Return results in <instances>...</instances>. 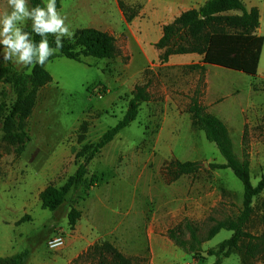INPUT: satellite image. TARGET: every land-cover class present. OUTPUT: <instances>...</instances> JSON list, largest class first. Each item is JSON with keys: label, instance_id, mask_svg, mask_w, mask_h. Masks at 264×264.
<instances>
[{"label": "rangeland", "instance_id": "rangeland-1", "mask_svg": "<svg viewBox=\"0 0 264 264\" xmlns=\"http://www.w3.org/2000/svg\"><path fill=\"white\" fill-rule=\"evenodd\" d=\"M120 1L129 15L137 12L131 22L119 7ZM159 1L61 0L58 11L75 34L84 28L108 32L115 38L119 54L108 60L89 57L80 63L59 57L48 62L46 69L53 81L38 92L33 113L25 122L29 141L21 149L4 129L15 97L0 83V257L28 251L27 264H91L77 259L96 243L107 241L136 264H148L146 234L151 227L168 237L170 230L190 222L205 240L218 222L238 217L243 185L231 170L211 168L225 161L216 145L192 127L188 107L198 96L226 124L235 154L240 161H249L252 182L257 185L264 171V50L259 76L209 66L208 97L202 74L191 71L190 66L166 68L160 52L147 41L145 25L152 19L143 11ZM206 1L184 3L181 8H198ZM243 1L262 10L264 33V0ZM5 11H10L7 0H0V14ZM170 20L166 17L162 22ZM22 26L31 27V21ZM1 63L14 71H31L5 62L2 46ZM144 85H148L150 102L142 105L137 120L88 166V178L93 174L100 177L98 187L87 194L70 193L55 212L44 210L40 193L50 184L63 186L74 175L80 163L76 154L123 119L135 88ZM102 86L107 95L101 96ZM83 124L87 134L79 143ZM172 160L198 162L201 168L195 175L168 182L163 168ZM263 199L264 191L254 200V215L246 228L256 236L263 232ZM73 206L82 217L71 230L68 214ZM127 230L134 231L130 243H124ZM57 231L64 234L65 245L52 251L48 242ZM176 233L190 240L187 230ZM231 237L232 232L222 230L204 242L199 260L215 263L208 250ZM224 264L242 263L233 255ZM243 264H264V253Z\"/></svg>", "mask_w": 264, "mask_h": 264}, {"label": "trees", "instance_id": "trees-1", "mask_svg": "<svg viewBox=\"0 0 264 264\" xmlns=\"http://www.w3.org/2000/svg\"><path fill=\"white\" fill-rule=\"evenodd\" d=\"M29 4L44 6L43 0H29ZM119 6L128 22L137 17V12L128 14L122 1L119 2ZM57 9H61V0H57ZM260 25L261 13L258 7L248 8L243 0H207L200 7L183 12L171 23L165 25L163 35L155 47L160 52L159 59L163 64L175 55L201 56L202 64L191 65L190 70L199 72L203 77H205L206 66H217L256 76L264 47V38L257 34ZM24 30L31 32V27ZM32 35L33 39L39 42L40 37L34 33ZM53 41H50V44L55 47ZM63 44V48L48 62L59 57L80 63L89 57L108 60L119 54L115 38L110 33L96 28L81 29L75 34L74 42L63 41ZM29 68H31L30 73H24L14 71L4 63L0 64V83L7 86L11 95L15 97V102L8 116L5 117L4 129L12 143L18 144L20 149L29 141L25 122L33 113L38 92L53 81L46 65ZM102 87L101 96L107 95L105 87ZM150 100L148 85L135 88L123 119L105 132L95 144H85L76 154V159L80 163L74 175L69 177L63 186L56 187L50 184L40 193L44 210L55 212L67 202V196L70 193L74 195L83 191L87 194L98 187L100 177L93 174L88 178V166L123 129L137 120L142 105ZM188 113L191 116L192 127L203 132L206 139L216 145L225 161L224 164H212L211 168L231 170L242 183L243 204L236 220L218 222L209 231L205 240L200 239L198 230L190 222L170 230L168 237L186 253L199 260L204 242L211 241L222 230L230 231L231 238L223 241L216 248L208 250L207 253L216 258L214 264H223L225 259L233 255H238L243 264L247 259L256 258L264 253V199L260 205L262 234L256 236L246 230L254 215V200L264 191V171L257 185H254L250 163L248 160L240 161L235 154L229 128L201 104L198 96L192 98ZM85 126L86 124H83L80 127L79 143L84 141L87 134ZM200 168L198 162L172 160L164 166L163 174L168 182H175L181 177L195 175ZM81 217L82 212L74 206L71 207L68 214L71 230H74ZM183 230L190 233V240H184L180 233H176ZM29 259L30 253L26 251L0 257V264H27ZM80 260L89 261L91 264H136L107 241L93 245L78 257L77 261Z\"/></svg>", "mask_w": 264, "mask_h": 264}, {"label": "clouds", "instance_id": "clouds-1", "mask_svg": "<svg viewBox=\"0 0 264 264\" xmlns=\"http://www.w3.org/2000/svg\"><path fill=\"white\" fill-rule=\"evenodd\" d=\"M7 5L10 11L0 14V46L5 62L44 67L63 48L65 38L74 42L75 33L58 11L57 0H45L44 6H30L29 0H7ZM27 21H31V32L22 26ZM33 33L40 37L39 42L33 39ZM49 36L54 37L55 47Z\"/></svg>", "mask_w": 264, "mask_h": 264}, {"label": "crops", "instance_id": "crops-1", "mask_svg": "<svg viewBox=\"0 0 264 264\" xmlns=\"http://www.w3.org/2000/svg\"><path fill=\"white\" fill-rule=\"evenodd\" d=\"M197 0H160L156 4H151L144 8L143 13L148 14V16L152 19L149 23L145 25V30L147 31V41L151 44H157L163 35V27L169 23H171L175 18L180 16L183 12L192 9L189 8H181L182 5L188 4L190 6L191 2H196ZM246 4V3H245ZM248 8L251 7H258L254 3L246 4ZM120 7V6H119ZM196 8V7H195ZM259 8V7H258ZM261 13V25L257 31L258 36L264 38V33L262 30V10L259 8ZM166 17L171 18L170 21L162 22ZM153 36V40H152ZM143 49V46H141ZM264 50V47H263ZM180 55H175L170 57L169 61L163 66L166 68L172 67H184V66H191L195 64H202V57L195 54H188V55H181V56H189L187 59H180L177 58ZM201 57V58H200ZM262 58H263V51L258 67L257 76L261 74L262 68ZM176 59V60H175ZM209 66H206L205 78L206 83L208 86L207 89V96L209 97V81L207 78ZM214 102L213 104H215ZM147 241L150 247V254L148 256V264H214L207 258L204 260H196L193 255L186 253L183 249L178 247L169 237L156 234L154 228H150L146 234ZM125 242L130 243L134 238V231H126L125 235ZM126 255V254H125ZM127 256V255H126ZM224 264V263H223Z\"/></svg>", "mask_w": 264, "mask_h": 264}, {"label": "built area", "instance_id": "built-area-1", "mask_svg": "<svg viewBox=\"0 0 264 264\" xmlns=\"http://www.w3.org/2000/svg\"><path fill=\"white\" fill-rule=\"evenodd\" d=\"M102 90V89H101ZM65 245V237L62 232L57 231L55 235L49 240L48 248L52 251L61 249Z\"/></svg>", "mask_w": 264, "mask_h": 264}]
</instances>
